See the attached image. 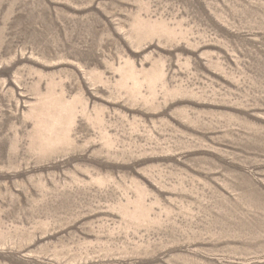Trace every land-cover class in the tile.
<instances>
[{
  "label": "rangeland",
  "instance_id": "1",
  "mask_svg": "<svg viewBox=\"0 0 264 264\" xmlns=\"http://www.w3.org/2000/svg\"><path fill=\"white\" fill-rule=\"evenodd\" d=\"M0 264H264V0H0Z\"/></svg>",
  "mask_w": 264,
  "mask_h": 264
}]
</instances>
